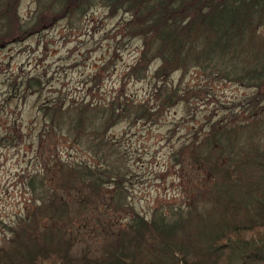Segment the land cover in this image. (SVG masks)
Returning <instances> with one entry per match:
<instances>
[{
    "label": "trees",
    "instance_id": "obj_1",
    "mask_svg": "<svg viewBox=\"0 0 264 264\" xmlns=\"http://www.w3.org/2000/svg\"><path fill=\"white\" fill-rule=\"evenodd\" d=\"M21 1L0 0V49L59 23L71 27L101 7L106 18L119 16L111 30L119 41L139 43L120 79L149 78L153 103L133 102L121 87L101 102L38 103L36 149L62 142L90 162L39 158L26 182L29 208L4 226L0 264H264V0H31L27 20L18 14ZM191 69L244 93L218 103L221 115L197 122L170 154L196 182L190 201L142 216L127 201L126 167L108 133L118 124L153 125L177 104L197 107L206 85L171 82ZM42 88L38 77L23 76L8 80L5 94L24 103ZM7 126L0 145L23 132ZM87 220L101 242L96 253L76 254V225Z\"/></svg>",
    "mask_w": 264,
    "mask_h": 264
},
{
    "label": "rangeland",
    "instance_id": "obj_2",
    "mask_svg": "<svg viewBox=\"0 0 264 264\" xmlns=\"http://www.w3.org/2000/svg\"><path fill=\"white\" fill-rule=\"evenodd\" d=\"M32 9L31 0H22L18 10L20 18L27 20ZM117 20L119 16L106 18L105 11L95 7L71 27L59 23L21 44L0 49V112L3 111L0 133L10 123L23 128L16 137L12 133L11 144L2 142L0 145V247H5L9 238L4 226L22 215L31 204L26 182L28 176L40 169L39 158L45 160L49 154H55L63 161L90 162L82 149H70L62 142L43 147L41 151L36 149L41 122L35 108L39 102L57 96L66 101L101 102L121 87V93L131 101L153 103L149 78L120 79L135 62L139 43L119 41L114 36L111 30ZM259 33L264 35V25ZM155 67L156 63L148 75ZM23 76L38 77L43 83L42 91L28 94L24 103L7 100L6 83ZM171 82L179 89L206 85L203 91L208 96L204 94V100L197 107L191 104L194 108L189 110L182 104L175 105L153 125L136 122L128 128L118 124L108 133L126 167L122 185L127 201L142 216H148L157 208L185 206L190 201L192 185L196 182H192L188 171L172 162L170 154L192 128H196L197 122L221 115L219 106L216 110L218 103L229 104L244 93L240 87L206 80L193 69L182 78L180 73H173ZM76 228L74 252L96 253L101 238L95 224L87 220Z\"/></svg>",
    "mask_w": 264,
    "mask_h": 264
}]
</instances>
